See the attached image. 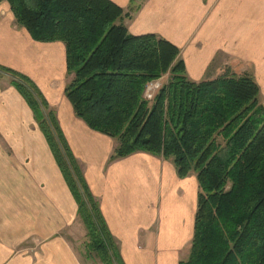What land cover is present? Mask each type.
<instances>
[{"label":"trees","instance_id":"16d2710c","mask_svg":"<svg viewBox=\"0 0 264 264\" xmlns=\"http://www.w3.org/2000/svg\"><path fill=\"white\" fill-rule=\"evenodd\" d=\"M41 43L62 42L72 78L65 95L78 118L117 142L111 161L137 152L196 174L194 238L181 264H264V105L253 76L188 79L180 49L154 34L132 35L131 12L111 0H7ZM135 0H132L134 3ZM32 110L78 206L88 257L125 264L55 113L27 76L0 66ZM169 73L153 104L146 85Z\"/></svg>","mask_w":264,"mask_h":264},{"label":"crops","instance_id":"0c3cea01","mask_svg":"<svg viewBox=\"0 0 264 264\" xmlns=\"http://www.w3.org/2000/svg\"><path fill=\"white\" fill-rule=\"evenodd\" d=\"M111 1L133 10L124 22L132 35L154 34L180 49L190 81L249 74L264 105V0ZM0 66L29 77L55 113L124 263L187 260L198 209L196 174L181 179L171 159L144 152L111 161L116 140L88 127L65 95L72 79L65 45L33 40L7 0H0ZM78 217L32 110L0 72V264H81L62 235Z\"/></svg>","mask_w":264,"mask_h":264},{"label":"rangeland","instance_id":"374dc122","mask_svg":"<svg viewBox=\"0 0 264 264\" xmlns=\"http://www.w3.org/2000/svg\"><path fill=\"white\" fill-rule=\"evenodd\" d=\"M170 79L171 77H169L168 81H166V84H168L167 82H169ZM62 235H66V237L69 239L70 245H72V246H67L69 249V252L72 254L74 258L79 260L81 264H101V262L97 258H95L94 254L88 257L87 244L89 242V238L87 237L86 228L84 227L79 217H78V221L76 222L75 226H72L71 228L66 230ZM35 252L33 251L32 253H35ZM38 253H39L38 258H41L40 256L42 254L41 249L38 250Z\"/></svg>","mask_w":264,"mask_h":264},{"label":"built area","instance_id":"2783aa9c","mask_svg":"<svg viewBox=\"0 0 264 264\" xmlns=\"http://www.w3.org/2000/svg\"><path fill=\"white\" fill-rule=\"evenodd\" d=\"M170 75L169 73L163 75L161 78L152 81L146 85L145 91H144V99L150 104V106L153 104L156 96L166 85V81H168ZM168 83V82H167Z\"/></svg>","mask_w":264,"mask_h":264}]
</instances>
